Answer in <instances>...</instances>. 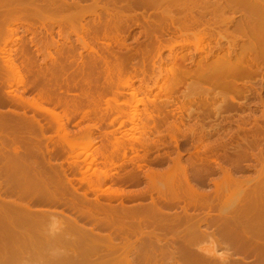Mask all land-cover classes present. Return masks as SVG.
Wrapping results in <instances>:
<instances>
[{
	"label": "bare ground",
	"instance_id": "obj_1",
	"mask_svg": "<svg viewBox=\"0 0 264 264\" xmlns=\"http://www.w3.org/2000/svg\"><path fill=\"white\" fill-rule=\"evenodd\" d=\"M88 1H93L94 6H93V4H91V5L93 6L94 11L91 10V8H92L91 5H89L90 8L87 9L88 5H86V3ZM110 1H111V3L116 2L115 0L114 1L110 0ZM120 1H124V0H120ZM100 2H101V0H0V112H19V113L22 112L23 113L22 115H24V114L27 115V112H49L53 117L52 121L55 120L57 122V124L59 125L58 131H60V130L66 131L65 129H66L67 124H65V122H64L65 119L63 120V118H62L63 116L61 117V115H59L58 113H55L56 111L53 108L59 110L58 112H60V111L61 112H77V113L78 112H84L83 113L84 115H88L87 112H91V106L88 105L89 107L87 108L85 106L86 103H84V102L86 100H88L89 104H90V102H92L93 103V104H91L92 106L93 105H94V107L97 106V103L95 102L96 97H95V99H92V97L96 96V94L94 96H92V94H90V93H92V90H89V89H94L96 87L97 82L91 81L90 77L87 78L84 74L83 75H84V77H86V79L84 78L83 82H77V81L76 82H73V81L69 82V80L67 81V77H65L66 72L68 73V70L65 68L63 70V68L57 67V64H59L57 62L61 61L63 59L62 53L60 54L62 59L58 60L56 57L57 55L53 53L54 51L52 52L53 49H57V50L61 49V51L63 50L62 45H60V43H59V40L57 38L54 39V34L56 32L55 28H57V27H55V25L47 26V25H45L44 22L47 21L50 23H52V22L54 23L56 20L54 21V19H52L53 21H51V19H49L48 17L49 16L52 17L54 15H61L60 19L57 20V23H56L57 26L59 27V29L57 28L59 30V31H57L59 39L62 36L64 37L63 33H65L66 30L72 29L71 32L73 34H75V36L77 37L78 44L80 43L83 46V48H85L87 50L88 48H90V44L92 43V41H94V43L95 42L100 43V41H102L103 35H101L102 32H99L100 35L99 34L98 35L92 34L94 31L92 29L97 28L96 23H95L96 26H94L96 28H94V27L90 28L88 25V21H87L88 26L86 24H84V23H86L85 22L86 20H84L86 13L90 12L92 14H94V13L97 14L96 10L102 8V9H105L106 12L111 14V8H109L110 6H101V5H99ZM124 2H126V1H124ZM139 6H142V8H146L149 10H151V9L154 10V12L156 13V14L155 13L152 14V15H154V18L151 19V17L149 16L147 18H144L145 19L144 23L139 24L138 23L139 21L136 19V18H138L137 14L132 13L133 14L132 16H134V15H135V17L137 16L136 18L135 17L132 18L133 21L131 20L130 17L129 18L126 17L127 19H125L126 14L124 11L121 10L123 8V6H121L120 9H118V8L114 9L115 14L113 16L116 18L115 21H117V24L115 25V23H114V26H112V28H108L110 30V32L115 30V32L117 31L120 33V31H122L120 29L121 28L123 29V25L124 26L126 25L125 22H126V20L128 21V19H130L132 22H136V25L137 26L139 25L140 27H142L143 32H145L144 35L146 34L145 35L146 37H144V38H147V41H148L147 44L150 42L149 45L150 46L153 45L150 47L153 50L152 51L153 54L155 52V49H153V48L156 47V49H157L156 53L154 55L151 56L152 52L150 54L151 57L148 55L149 56L148 58H150V59H148V61H150V62L152 61L151 64L153 63V65H154V61L156 59H160V60L164 61L163 59H161L162 50L169 52L168 58L172 61V62H170V64H178V62H180L182 64H186V62H188L190 59L192 60L193 59L192 55L188 54L187 52H186L187 54L182 55V53H181V55H180L179 50L178 51L176 50L177 44H179V42L181 41V40L179 41V39L187 38L189 35L194 34V38L196 37L195 44L196 43H205V41H209L208 43H210V44L207 45V46H209V48H206V46H203L206 48L205 49V48L199 47V45H198L199 48L198 49L196 48V50H197L196 53L199 54L200 60H201L200 61L201 63L198 62V64L200 63V65H201L203 63L205 65L206 62H208L211 58H212V60L214 58L213 62L209 61L208 64H206L207 66L208 65L212 66L211 65V63H212L214 65V67H212L213 69L211 68L213 71V75H212V71H210L211 72L210 76H212V77L209 76L210 78L208 77V78H206V80L204 79L206 82L209 79L208 82L210 84V85L208 84L209 88L208 89L206 88L207 90H209V92L205 93V98L208 97L210 91H213V90H217V89L222 90V91H220L222 93H223V91L226 93L228 92V94L232 95L231 96L232 97L231 102H229V101L224 102L225 105L223 108L229 109L230 111L232 109H234V110L237 109V107L240 104L237 102L236 98H234V97H236V96H239V97L240 96H244V97L247 96L248 97L247 94H249L251 92V90L254 88L253 86H247L245 84L242 87H240V83L237 80V77L239 75H237V74L242 75L245 72H246L245 74H247V75L251 74L252 76L256 75L258 73H260L261 75H262V73L264 74V2L263 1H258V0H213V1H210V0H129L126 8L133 9V8H135V7L137 8ZM230 9H232L231 11H233V12L235 10H238V9H243L244 11H245V9H247V11H249V12H247V13H249V16H248V14H245L246 17L248 16L247 18L242 16V18H239V19H237L236 17H227L226 13H228V10H230ZM127 14H128V11H127ZM103 15L105 16V14H103ZM197 15H199V17H197ZM76 16H77V18H76ZM94 17H95V15H94ZM106 17H107V15H106ZM95 18H97V17H95ZM100 18H102V16ZM113 18L111 19L109 17V19L114 21ZM29 20H36L37 23L33 24ZM77 20H79V21L77 22ZM83 21H84V23H83ZM41 22L43 24H41ZM101 23H102V21L100 22V24ZM105 23H108V22H105ZM131 23H128V24H131ZM91 24H93V23H91ZM99 27H101V26H99ZM230 27L234 28V31H236V32L245 33L244 35H246V37H243V39L246 38L247 41H246V44L243 45V47L239 48L240 46L238 47V45H237V41H238L237 38H239L238 35H236L237 38H233V39H237V41L233 40V39H232L233 41L230 40L231 39L230 37H232V33L228 32ZM223 28H225V29H223ZM101 29H105V28L101 27ZM91 30H92V32H91ZM98 30L99 29L97 28L94 32L98 33V32H96ZM42 31H45L51 37V40H48V39L45 40L42 37H40L39 32L42 33ZM25 32H27V34L29 33V34L33 35L30 42L25 37V35H24ZM66 32H68V31H66ZM71 32H70V34H72ZM85 32H87L89 34L84 36ZM90 32L93 35V38L90 36ZM106 32H108L107 29H106ZM106 32L105 33L103 32L104 36L107 35ZM115 32L113 34H115ZM157 32H158V35L156 34ZM87 36L91 37L89 40H91V39H94V40H91V43H90V41H87L88 39L86 40ZM120 36H118V37H120ZM153 36H156V37H153ZM65 37H66V35H65ZM112 37L114 38L116 36L112 35ZM69 38H67L66 40L68 41ZM153 38H155V39H153ZM64 40H65V38H64ZM222 41L229 42L227 49L224 48ZM71 42L73 43V41H71ZM106 42H107V40H106ZM213 42H214V46H212ZM54 43H56L57 45H55ZM94 43H93V45H94ZM184 43L187 44L186 42H184ZM185 44H183V42H180L179 45L183 46ZM68 45L70 47V45H72V44L69 43ZM106 45H104V46H106ZM149 45H147V46L149 47ZM32 46H35V48H36L35 52L31 50ZM75 46L76 45H74V48H75ZM91 47H92V44H91ZM92 48H90V49H92ZM66 49L68 50V46ZM76 49L77 48H75V50ZM70 51L68 50V54ZM76 51H75V53H76ZM70 54H71V52H70ZM72 54H73V50H72ZM72 54L69 56L72 57ZM39 56L44 57L43 63H41V64H37V62H38L37 59ZM69 56H68V58H69ZM50 58H51V60L53 59L52 60V62H54L53 64L56 63V65H54V67H52V68L47 67L48 64L46 61H47V59L50 60ZM73 58H75V57H73ZM118 58H119L118 60L116 59L117 63L115 62L116 65H114V68L108 69V74L110 75V80H108L107 86L110 89H111V87L115 88V86L118 83L120 84L121 82H119V81H123L120 79H124L125 77L128 78V76L124 75L125 74L124 72L127 71V67H126L127 65H125V64H127L129 57H128V60H126V62H124V61L127 58H123L124 60H122V61H120L122 57H118ZM142 58H144V57L142 56ZM59 59H60V57H59ZM63 60L61 61L62 62L61 65H62V67H65V66H63V64H65V62L63 63ZM75 61L72 60L71 61L72 64ZM143 61H145V60H143ZM196 61H198V60H196ZM190 62H192V61H190ZM195 62H193V63H195ZM75 63H77V61ZM80 63H82V62H80ZM143 63H145V62H143ZM164 63H166L165 65H168L167 62L164 61ZM72 64H71V66H72ZM84 64L85 63L83 62L82 65L84 66ZM182 64H181V67H182ZM200 65H199L200 69L201 68L206 69L205 68L206 65L205 66L203 65V67H201L202 65L201 66ZM59 66H60V64H59ZM78 66H80V65H78ZM179 66H180V64H179ZM210 66H208V68ZM109 67H111V66H109ZM174 67L170 66V68H174ZM66 68H68V67H66ZM170 68L168 67V69H170ZM81 69H83V68H81ZM112 69L114 71H113V73L112 72L110 73V71ZM65 70H67V71H65ZM70 70L71 69H69V71ZM91 71L92 70H89L88 73ZM133 71L130 74H132ZM204 72H206V71H204ZM81 73H84V69L81 70ZM81 73L79 72V74H81ZM10 74L19 75V80H17L16 82L8 81L6 79V76L8 77ZM76 75H78V74H76ZM113 75L116 76V78H118V77L120 78L119 75H121V76L124 75L125 77H123V78L121 77L120 79L118 78L119 81H118V83H116L117 80L115 77L114 78L116 81L114 79L113 80L115 82L111 81ZM133 75H135V73L132 74V76L131 75L130 76L133 78ZM235 75H237V77ZM231 77H233V78L230 79ZM234 77H236V78H234ZM177 78L179 79V76ZM165 80H164V82H165ZM123 82H125V81H123ZM131 82H132V80H131ZM115 83H116V85H115ZM145 83H147V82H145ZM128 84L127 83L124 84V85H126V86H124L125 90H126V87L128 88L127 90H130V88L133 86L132 84H129V85ZM179 84L181 85V82L179 80L173 81V83H171V85H168L169 89L167 88L168 90L167 89L166 90L167 91H174L175 88H177V86ZM15 85L17 86V88H15ZM86 86L88 87L89 91H86L87 90ZM113 88H112V90H113ZM117 88H115V92L121 91L123 89L122 88L121 90L116 91ZM120 88H121V84H120ZM99 89H100V87H99ZM148 89H150V88H148ZM97 90L94 89V91H97ZM134 91H135V89H134ZM87 93H89V94H87ZM130 93H131V91H130ZM203 93H204V91H203ZM171 94H172V92H171ZM122 95H124V94H122ZM131 95L133 97L137 96V95L135 96V92L134 93L132 92ZM111 97H113V96L111 95ZM121 97H123V96H121ZM171 97H174V96H171ZM205 98H203L202 100H199V104L197 102H196V104H198L200 106L205 105V102H207L206 100H204ZM119 99L115 98L116 101ZM127 99L125 98V100H127ZM132 99H134V98H132ZM174 99H175V97H174ZM260 99H261V101H260L261 105L263 107L262 112H264V100L262 98H260ZM141 100L139 101L140 103H141ZM129 101H131V100H129ZM168 102H169V100H168ZM174 102L172 101V103H174ZM42 103H43V105L45 103H47V107L43 106ZM137 103L138 102H136V104ZM130 104H132V103H129L128 105H130ZM165 104L168 105V103H165ZM165 104H163V105H165ZM163 105H161V106H163ZM48 106H49V108H48ZM101 106H103V105L101 104ZM108 106H109V104H108ZM137 106L138 105L133 106V108L137 107ZM176 106H177V104H176ZM114 107L115 106H113L112 108H114ZM129 107H131V105ZM129 107H128V109H129ZM159 107H160V104H159ZM166 108H167V106H166ZM173 108H174V106H173ZM136 109H138V108H136ZM92 110H93V108H92ZM112 110H114V109H112ZM119 110H121V109L119 108ZM179 110H180V108H179ZM116 112H118V111H116ZM119 112H121V111H119ZM135 112L133 111V113H135ZM161 112H162V110H161ZM76 115L77 114H75V116ZM127 115L129 116V114H127ZM131 115H130V118H131ZM30 117L33 118V115H31ZM34 117L37 118L36 116H34ZM135 117H137V116H135ZM148 117L153 123L156 121L154 116L152 117L151 115H149ZM11 118L13 119V117H11ZM11 118H8V120H7L6 116H0V137H1L0 138V158H2L4 160V162H6L5 163L6 165H4V167L5 166L8 167L9 163H11L12 161H15L18 156L24 154V155H27L28 157H30L32 159L31 163H33V161L34 162L37 161V162H35L34 166L37 163L36 166L39 165V168H43V164H44L45 160L42 161L40 158L44 159V154L40 148L38 149V146H37V145H39V147H41V145H42V142L39 141L40 138L38 139L39 142L36 146H35V144L37 143L36 139H35L36 143L33 140L28 141V139H27V141H25L27 143H24L21 140L22 143L25 144L23 147L21 146L22 144L20 145L22 147V149L15 148V144H13V141L11 140L12 132H15V130L17 131V128L14 129V124L16 122L18 123V125L20 124L19 126H17V125L16 126L17 127L21 126L20 128H22L24 131V128H26L28 125L30 126L32 124L31 123L32 119L30 121V119L28 120L25 117H21V115L16 120H14V119L9 120ZM73 118H75V117L73 116ZM133 118H131L132 121L134 120ZM36 122H38V121H36ZM48 122H49V119H48ZM40 124L42 125V123L39 122L38 126ZM52 126H54V125H52ZM50 127H51V123H50ZM50 127H48V129ZM33 128H34V126H33ZM39 129H41L44 132V129H47V128H45L44 125H42ZM20 131H22V130H20ZM20 131L18 130V132H20ZM22 132H20V133H22ZM186 132L187 133L189 132L190 136L192 135V138L197 136L193 129H190L188 131L185 130V132L180 131L178 129V133H181L183 136ZM40 133H41V131H40ZM187 133L185 135H189ZM22 134H26V132H24ZM66 135H68V134L66 133ZM174 135H176V134H171L170 139L176 144V147H177L178 146L177 145L178 138L176 139L175 138L176 136H174ZM25 137L26 136L24 135V139L26 140ZM65 138L70 139L71 137L65 136ZM184 138H185V136H184ZM15 141H14V143H16ZM66 141H68V140H66ZM71 141H69L67 143L69 146L72 147V144L74 142L69 144ZM245 142H248V141L245 140ZM18 143H20V142H18ZM137 144H139V143H137ZM142 145H143V143H142ZM87 146H89V145H87ZM87 146L81 147L80 152L76 155V157L80 158V155L81 156H82V154H83V156L86 155V158L84 159V163L86 164L85 167L88 166L89 169L94 167V166H100L101 163L104 164V166H106L105 164L108 163L107 159H108L109 155L115 156L116 153L121 154V152H123V150L124 151L126 150V147H124L123 144L117 145L118 147L116 148L115 151H114V149L109 150L110 146L105 145L102 147V150H101V158L100 157L99 158H88L87 153L89 151L91 152V149H89V147L91 145L89 147H87ZM130 146H131V144H130ZM130 146H129V148H130ZM133 146H131V147L133 148ZM177 148H179V146ZM196 148H197V150H199V152L198 151L197 152L200 153V157L202 155H204L206 157V159H204L202 157V159H204V160H202V159L200 160V162L202 161V164L201 165L199 164L200 166H198L197 162L194 163V161H197V160H194V159H196V155H197V154L195 155V153L191 154L192 155L190 158L191 162L188 163V165L187 164L184 165L182 163V157L184 154H182L181 151H179L180 149H178L176 156H175L176 158H174V159L172 158L173 159V160H171L172 165L170 164L168 169L165 170V168H163L164 170L163 169L160 170L158 168L157 169H155V168L151 169L150 168L148 170V173L144 175V178L147 180V186L139 193L138 197L136 198V201H138V204H135L133 206L127 205L123 200H121L122 202L118 203L117 205H113L111 203H106L103 205H95L94 204L95 202L93 200H96L97 202L99 201V197H98L97 193H95L94 199L90 198V196L85 192L82 193V195L84 197L83 199H81V198L76 199V197H78L77 195L75 197H74V194H71L70 196H68L63 190H61L63 192H61L59 190L56 191L55 198H53V200L62 201L65 204H67L69 206L70 212L73 214H77L80 217L78 219L79 220L82 219L83 221L88 223L89 227H88V225H86V226L83 225L84 224L83 223L82 225L80 224L82 226V228L81 227H80L81 229L78 228L79 227V221L77 219H74L76 215L73 216V215L68 213L69 215L66 216L68 218H67V221L65 222L67 228H64V226H63V228H61L62 230L58 229L59 232H57L58 231L57 230L55 233H52L51 235H49V233L47 231H45L44 232L45 242L42 243V242H38V241L35 242L33 240L39 234V232L41 230V228H40L41 223H42L40 221H38V223H37V220H35L34 222H36V223L34 225L31 224L32 227L28 228V230H26L27 233L29 235H31V237L29 238V240H31L29 242V246L31 247V249H30V251H28V254L34 255V253L39 252L40 254L45 255L46 254L45 250H42V249H45V248L50 249L49 246L47 245V241L52 242V243H55V242L58 243L59 240L62 239V237L64 236V232L66 230H70V232H73V234L71 233L72 237L74 236L73 238L71 237L72 243H77V241L79 239L83 240L86 243V246L83 243L82 245H84V246H81L82 248L78 249V251L81 250L80 252H82L83 254H81L80 252L77 253L78 255L79 254L83 255L84 258L82 257V259H78L79 258L78 256H77L78 258L74 257V256H73L74 258L71 257L72 253H74L76 251V250H74L73 252H71L72 249L75 248V246H73V248H71L72 246H70L71 251L65 250V249H67V246H68V244H67V246L65 245L66 246L65 248H62L65 250L63 255L58 256V257H48V256L41 255V256H43L41 258V259H43V261L45 259L47 264H100L101 262H102V264H106L108 262H109V264H138V262H136L137 258H135L134 255L139 253L140 254L139 256L143 257V260L141 259L143 261L142 262L143 264H168V263H164V261L162 262L161 259L160 260L157 259V257L159 254L164 257L163 254L166 253V250H165L166 248H165L164 243H166V242L168 243L169 242L168 240L170 238H173L174 236L170 237V238H168L169 236L162 238L161 234L165 235V231H172V230H175L179 226L186 225V227H188L187 228L188 230L186 229L185 231H183V232H186V233H183V235H182V238H184V243L182 244V246L180 245L182 247V251L177 252V254L179 255L182 252L183 254H186L189 256L191 255L192 257H194V264H244V263L248 262L249 258L252 259V264H264V191L261 188V182H258V181H260V179L257 182H253V180H251V179H250L251 181H248L249 179L245 180V179H241V178L237 177L236 174H234L230 170V168L228 169L226 164H224V166H223V164H221V161L218 162L217 158H213L214 154H212V155L210 154L211 156L208 154L209 151L213 152L212 151L213 147L211 148V147L206 146L205 148H202V149L199 148L198 149V145H197ZM210 148L212 150H210ZM110 149H111V147H110ZM38 150L41 152H38ZM202 150H203V152H202ZM200 151L202 152V154ZM208 156H210L212 158H210ZM76 157H74V158H76ZM200 157H198V158H200ZM34 159H37V160H34ZM101 159H103V161H100ZM76 160H78V159H76ZM4 162H1V163H4ZM212 163L215 164V166H213ZM231 163L234 164L235 162H231ZM190 167L196 168V170H195L196 175L194 177L190 176V171H189ZM214 167L217 168L218 170H220L223 173V176H222V178L220 176V178L218 180L215 179L214 182H212V180L208 179L209 182L212 183L214 186L213 189H211V188L208 189L207 186H209L210 184L208 185L209 182H208V180H206L205 176L206 175H212L214 173V169H215ZM44 169H46V172L42 169L44 171V173H48L47 170L48 171L54 170V167L51 163H48L44 166ZM101 173H102V179L105 182H107L106 180L109 181L110 177H109V174L107 175V171H106V173H104V171L102 170ZM88 176L89 175H87V177H84V179H83V182L85 183V185L96 187L101 179H95L93 177H88ZM49 177L45 181H48L50 183L51 182L52 183L53 182H56V183L59 182L57 177H53V176L51 178H49ZM120 179H122V178H120ZM98 180H99V182H98ZM103 180H101V181H103ZM123 181H126V182L128 181L130 183H132V182L137 183L140 180H139L138 176H136L135 174H132L128 177V179H126V180L123 179L121 182H123ZM0 184H2V183L0 182ZM103 184H105V183H103ZM0 188H1V185H0ZM4 188H6V185L4 186ZM230 188H231V191L233 192V195H236V197H233V198H236L235 200L233 198H231V196H233L232 194L229 197ZM7 189H9V187ZM7 189H6V191H7ZM2 191L5 192L3 189H2ZM132 193H134V192H132ZM5 194L6 193H4L3 196H5ZM135 194H137V193L135 192ZM154 194H156L155 197H154ZM7 195H8V193L6 194V196ZM148 195L150 196L151 201L149 203L143 202L144 200H146ZM116 196L117 195H115L114 197H116ZM0 198H2V197H0ZM230 199H231V201H230ZM3 200H7V199H3ZM45 200H47V199H45ZM5 202L9 203L8 201H5ZM6 203L3 204V206H2L3 208L12 209L14 212L16 211V207L14 205L10 206ZM178 207H180L181 212H177L178 214H175V216H174V214H173V216H172V214H170L171 215L170 216V215H167L165 213V210L168 208L170 209V208H178ZM5 213L6 212L4 210L2 212L0 209V217H2V218L8 217V215ZM101 215H103V216H101ZM34 217H37V216H34ZM15 218L16 217L8 218L5 225L0 226V229H3V231L5 230V232L6 231L10 232L12 235H15L14 237H17L19 235L18 228H21L19 225L21 224L22 221H19ZM39 224H40V226H39ZM90 225H92V226H90ZM93 226H94V228H93ZM29 227H30V225H29ZM96 228L105 229V230L110 231L111 233L110 234L105 233V235L106 234L107 235L109 234V235L108 236L106 235V237H102V235L103 236H105V235L103 233L101 234V232H100L101 239L99 238L98 235H97L98 236V239H97V238H94V236H95L94 233L97 232V230H95ZM183 228L180 230H183ZM44 230H46V229H44ZM27 233H26V235H27ZM167 233H166V235H167ZM26 235H24V236H26ZM177 235H178V232H177ZM24 236L21 232V236H20L21 242L19 241V242L15 243L16 248L14 249V252H15V250L17 251L18 247H22L23 245H28L27 244L28 238H27V240H25L26 242L22 241V239L24 240V238H22ZM97 236H95V237H97ZM71 238L68 240V242L71 241ZM178 238H180L182 240L181 237L178 236ZM81 243H82V241H81ZM77 244H80V243L78 242ZM69 245H70V243H69ZM72 245H74V244H72ZM102 245H103V247L105 246L108 248V251L107 250H105V251L102 250V251L105 252V254L107 252V254H109L111 257H113V255H115V254H118V252L120 254L124 252L123 255L125 254V257H127V255L131 256V254H129V252H132L134 258H132V256H131V258H126V261L124 263H120V262L115 263L116 261H118L117 259L115 260L114 258H111L109 261L108 258H104V259H102L103 260L102 261L99 257V259L101 261L98 260L95 262L93 259H98V258L92 257V259H91V257H89L88 255L89 254L91 255V253L93 251H95L94 253H96V251H99L100 248L102 249ZM129 247H130L131 251L128 252L127 250ZM59 248H61V246ZM218 248H224V251L221 252V251H219ZM76 252H75V254H76ZM167 252H170V251H167ZM102 253H99V254H102ZM182 253H181V255H182ZM223 253H224V256L227 254L230 255L231 259L230 258L229 259H226V258L222 259V258L216 256V254H223ZM97 254H98V252H97ZM103 254H102V256H103ZM170 254H172V252H170ZM234 254H238L237 257L233 258L232 256ZM36 255H38V254H36ZM92 255H93V253H92ZM186 255H183V256H186ZM93 256H95V255H93ZM110 256H108V257H110ZM167 256H169V255H167ZM189 256H186V257H188V259H189ZM14 257H16V256L14 255ZM1 259L2 258L0 257V260ZM13 259H15V258H12V260ZM167 259L170 260L169 257H167ZM98 262H100V263H98ZM170 262H171V260H170ZM0 264H1V262H0Z\"/></svg>",
	"mask_w": 264,
	"mask_h": 264
},
{
	"label": "rangeland",
	"instance_id": "obj_2",
	"mask_svg": "<svg viewBox=\"0 0 264 264\" xmlns=\"http://www.w3.org/2000/svg\"><path fill=\"white\" fill-rule=\"evenodd\" d=\"M105 1L101 0V2H100L101 4L99 3V5L110 6L109 8H111V14L106 12L105 9L101 8V9L96 10L97 14H95V13L92 14L90 12H87L85 15V19H84V20H86L85 21L86 23H84V21H83V23L86 25H87V21H88V25L90 28L96 26V24H97V28L99 30L96 32H98V33L94 32L97 29L96 27H94L96 29H92V30H94L92 33L93 35H96V34L100 35L99 32H102L101 35L104 36L106 29L108 31V32H106V34H107L106 36H104V37L102 36V41H100V43L99 42L94 43V41H92V43H91V40H94V39L89 40L91 37L93 38V35L91 34V32H92V30H91V32H90L91 37L87 36V38L86 37L85 38H86V40L88 39L87 41H90V43L92 44L93 48L91 47V44H90V48H92V49L88 48L86 50L85 48H83V46L80 43L78 44L77 37L75 36V34H73L71 32L72 29L66 30L68 32L65 31V33H63L64 37L62 36L59 39V36L57 33V31H59L58 30L59 27L57 26L56 23H57V20L60 19L61 15H54L52 17L51 16L48 17L49 19H51V21H53L52 19H54V21L56 20L54 22L55 24L53 22L52 23L47 22V21L44 22L45 25H47V26L55 25V27L58 28V29L55 28L56 32L54 34V39L57 38L59 40V43H60V45H62L63 50L61 51V49L60 50L53 49L52 52L54 51L53 53L57 55L56 57L58 60L62 59L60 56L61 53H62L63 59L65 58L64 60L62 59L63 63L65 62V64H63V66H65V67H62V65H61L62 60L57 62L60 64L61 67L59 66V64H57V67L63 68V70H64V68L68 70V73L66 72V76H65V77H67V81L69 80V82L70 81L71 82L72 81L73 82H76V81L77 82H83L84 78L86 79V77L87 78L90 77L91 81L97 82L96 87L94 88L95 90L98 89L97 91H94V89H89V90H92V93H90V94H92V96H94L96 94V96L92 97V99H95V97H96L95 102L97 103V106L96 107H94V105L92 106L91 104H93V103L90 102V104H89L88 100H86L84 102V103H86V105L85 104L84 105L87 108L89 106H91V112H87L89 116L84 115L83 114L84 112H78V113L77 112H61V111L58 112L59 110L53 108L56 111L55 113H58L59 115H61V117L63 116L62 118H63V120L65 119L64 122H65V124H67L66 129H65L66 131H61V130L58 131L59 125L57 124V122L55 120L52 121L53 117L49 112H27L28 116L26 114H24L25 116L22 115L23 114L22 112H20V113L19 112H0V116H6L7 120H8V118H11V117H13V119L16 120L17 118H19L20 115H21V117H25L28 120L30 119V121L32 119L33 122L31 121V123L33 125L32 124L30 126L28 125L29 127L27 126L26 128H24V131L22 128H20L21 126L17 127L20 124L18 125V123L16 122L14 124V129L17 128V131L15 130V132H12L11 140L13 141V144H15V148H19V149H22V147L25 145L24 143H27V142H25V141H27V139H28V141L33 140V141H35V143L37 140V143L35 144V146L38 144L39 141H41L42 142L41 147H39V145H37V146H38V149L40 148L42 150V152L44 154V159H42L40 157L39 158L42 161L45 160L44 164H43V168H39V165L36 166L37 163L34 166L35 162H37V161H35V162L33 161V163H31L32 159L30 157H28L27 155L23 154V155L18 156L15 161H12L11 163H9L8 167L7 166L4 167V165H6L5 164L6 162H4V160L2 158H0V182L3 184V185L0 184L1 185V188H0V190H1L0 195L1 196L0 197H2V198H0L2 200V201L0 200L1 201L0 202L1 203L0 209L2 212L4 210L6 212L5 214L8 215V217H6V218L0 217V226L1 225L4 226L7 219L10 217H12V218L16 217L15 219L22 221L21 224L19 225L21 228H18L19 235L17 237H14L15 235H12L10 232H7V231L5 232V230L3 231V229H0L1 230L0 231V257L2 258L0 260L1 264H45V263L47 264L46 260L44 259V261H43V259H41V258L43 256L50 257L48 255L50 250L57 249L60 246H61L60 249L65 248L67 246V244H68V246H67V249H65V250L71 251L70 249L73 248V246H75V248L72 249L71 252H73L74 250L77 251V252L75 251L76 254H75V252L72 253L71 257H73V256L77 257L78 256L79 257V258L77 257L78 259H82L83 255H80V254L78 255L77 253H79L81 251V250L78 251V249H81L82 248L81 246H84L82 244L84 243L86 246V243L80 239H79L80 241L79 240L77 241V243L79 242L80 244L72 243V238L74 236L72 237L73 232H70V230H66L64 232V236L62 237V239L59 240L58 243L57 242L52 243V242L47 241V245L49 246L50 249H48V248L42 249V250H45V253L47 255L46 254L45 255L40 254L39 252L34 253V255L31 254L32 256L30 254H28V251H30V249H31V247L29 246V242L31 241V240H29V238L31 237V235H29L26 230H28V228H31L32 225H34L36 223V222H34L35 220H37V223H38V221H40L42 223H41V227H40L41 230H40L39 234L33 240L35 242L38 241V242H42V243L45 242V239H44L45 238L44 237L45 231H47L48 233L50 231H51V233H55L58 229L60 230L61 228H63V226H64V228H67L65 222L67 221V218H68L66 216L69 214H71L73 216L76 215L75 218L73 216L72 217L79 221V227L78 228H80V227L82 228L81 225L83 223H84L83 225H85V226L88 225V227H89L88 223H86L82 219H80V220L78 219L80 217L77 214H73L70 212L69 206L67 204H65L62 201L53 200V198H55L56 191L63 190L68 196H70L71 194H74V197H75L77 195L78 197H76V199L77 198L83 199L84 198L82 195L83 192L87 193L90 196V198L94 199L95 198L94 195H95V193H97L98 197H99V201L97 202L96 200H93L95 202L94 203L95 205H103L106 203H111L113 205H117L118 203L122 202L121 200H123L127 205L133 206L135 204H138V201H136V198L138 197L139 193L147 186V180L144 178V175L148 173V170L150 168L151 169L152 168L153 169L158 168L160 170L163 168H165V170L168 169L169 165L170 164L172 165L171 160L176 158L175 156H176L178 149H180L179 151H181V153L184 154L182 157V163L184 165H186V164L188 165V163L191 162L190 161L191 160L190 158L192 156L191 154L195 153V155L196 154L197 155H196V159H194V160H197V161H194V163L197 162L198 166H200L202 164V161L200 162V160L202 159V157L204 159H206V157L204 155H202L200 157V153H198L199 150H197V148H196L197 145H198V149L199 148H201V149L205 148L206 146L211 147V148L213 147V150L210 148V150H212L213 152L209 151L210 152V153L208 152L209 155L214 154L213 158H217L218 162L221 161V164H223V166H224V164H226L228 169L230 168V170L234 174H236L237 177H239L241 179H245V180L249 179L248 181L253 180V182H257L260 179V181H258V182H261V188L264 191V112H262L263 107H262L261 102H260L261 101L260 98H262L264 100V74L262 73V75H261L260 73H258V74L253 75V76L251 74H250L251 76L248 74L249 75L248 76L247 74H245L246 72L245 73L243 72L244 74L241 73L242 75L237 74V75H239L238 77H237V75H235L237 77L238 82L240 83V87H242L245 84L247 86H253L254 88L251 90V92L249 94H247L248 97L247 96L246 97H244V96L234 97L233 96L234 98H236L237 102L240 104L237 107V109H235V110L232 109L230 111L229 109L223 108L225 105L224 102H226V101L231 102V98H232L231 96L232 95L228 94V92L226 93L223 91V93H222V92H220L222 90H218V89H217L218 91L213 90V91H210L209 96L205 98V93L209 92V90H207V89L209 88V85H210L208 82L209 79L207 80V82L205 80H206V78H208L210 76V73H211L210 71H212V69H213L212 67H214V65L212 63H211L212 66L208 65V66H210L209 68L206 64H208L209 61L213 62L214 58H213V60L211 58L208 62H206V64H205L206 69L201 68L202 69L201 70L199 68L201 60H200L199 54L196 53L197 52L196 48L197 49L199 47L205 48L203 46H206V48H209V46H207L210 44V43H208L209 41H205V43H196L195 44L196 37L194 38V34L189 35L187 38L179 39V41L181 40L180 42H183V44H185L184 42H186L187 44L183 45L184 46L183 47V46L179 45L180 44V42H179V44H177L176 50L177 51L179 50L180 55H181V53H182V55L187 54V53L192 55L193 59L192 60L190 59L188 62H186V64H182L180 62H178V64H170V62H172V61L168 58L169 52L162 50L161 59H163L165 62H167V64L169 66L165 65L166 63H164V61H162L160 59H156L154 61V65H155L154 66L153 63L151 64L152 61L151 62L148 61V59H150L148 57L150 56L151 52L153 51L152 48H150V47L153 45L150 46L149 45L150 42L147 44V42H148L147 38H144V37H146L145 36L146 34L144 35L145 32H143L142 27H140L139 25L137 26L136 22H132L133 21L132 18L135 17V15L132 16L133 14H137L138 18H136L137 16L135 18L139 21L138 22L139 24L144 23V20H145L144 18H147L149 16L151 17V19H153L154 15H152V14L155 13L154 10L151 9L152 10L151 11L149 9L142 8V6H139L137 8L135 7L133 9L126 8L129 0H124L126 2L120 1V0H115L116 1L115 3L113 2L114 0L112 1L113 3H111L110 0H105ZM210 1H213V0H210ZM258 1L264 2V0H258ZM91 4H93V1H88L86 3V5H88L87 9L90 8L89 5H91ZM120 5L123 6V8L121 10L124 11L126 14L125 19L130 17L132 21L130 19H128V21L130 20L129 22L126 20L125 23L127 26L123 25V29L122 28L120 29V30H122V31H120V33L117 31H116L117 32L116 33L115 30H113V29H112L113 31L110 32V30L108 28H112V26H114V23H115V25L117 24V21H115L116 18L113 16L115 14L114 9L115 8L120 9L121 8ZM93 6H94V4H93ZM93 6L91 5V7H92L91 10L94 11ZM126 10L128 11V14H127ZM231 10L232 9L228 10V13H226L227 17H236L237 19H239V18H242V16L245 18H247L249 16V13H247L249 11H247V9H245V11L243 9H238L239 11L235 10L236 12L235 11L233 12ZM103 14H105V16ZM245 14H248V16L246 17ZM94 15L97 18H95ZM106 15H107V17H106ZM101 16H102V18H100ZM109 17L111 19L114 17L113 19L115 22L112 21L111 19H109ZM197 17H199V15H197ZM76 18H77V16H76ZM29 21L32 22L33 24L37 23L36 20H29ZM78 21L79 20H77V22ZM99 21L100 22L102 21V23L103 22L104 23L100 24ZM105 22H108V23H105ZM91 23H93V24H91ZM128 23H131V24H128ZM41 24H43V23L41 22ZM99 26H101L102 28H105V29H101V27H99ZM223 29H225V28H223ZM70 32L73 35L70 34ZM114 32H115V34H113ZM228 32L232 33V37H230L231 41H233V40L237 41V39H238L237 45H238V47L240 46L239 48L243 47V45L246 44V41H247L246 38L243 39V37H246V35H244L245 33L236 32V31H234V28H232V27L229 28ZM86 33L87 32H85L84 36L89 34V33H87V34ZM39 34H40L39 36L42 37L43 39L51 40V37L45 31H42V33L39 32ZM156 34L158 35V32ZM24 35L28 39V41L30 42L33 35L29 34V33L27 34V32H25ZM65 35L67 38L70 37L68 41L66 40L67 38L65 37ZM112 35L113 36L115 35L116 37L113 38ZM236 35H238L239 38H237ZM108 36L109 37L111 36V37L109 38ZM118 36H120V37H118ZM153 37H156V36H153ZM64 38H65V40H64ZM233 38H237V39H233ZM153 39H155V38H153ZM106 40H107V42H106ZM71 41H73V43ZM69 43L72 45L73 44L76 45L75 48H77L76 49L77 51L75 50L74 45L73 46L70 45V47H69V45H68ZM93 43H94V45H93ZM228 43L229 42H227V41H222L224 48L227 49ZM54 44L57 45L56 43H54ZM146 44L149 45V47ZM104 45H106V46H104ZM198 45H199V47H198ZM67 46H68V50L69 51L71 50L70 51L71 54H72V50H73L72 57L69 56V55H71L70 52L68 54V50L66 49ZM212 46H214V42H213ZM35 49H36L35 46L31 47V50L34 52H35ZM153 49H155V52H154V54H155L157 49H156V47H154ZM75 51H76V53H75ZM154 54L152 52L151 56ZM68 56H69V58H68ZM142 56L144 58H142ZM59 57H60V59H59ZM73 57H75V58H73ZM118 57H122L120 61L124 60L123 58H127V59H125L124 62H126V60H128V57H129V60H128L129 62L127 61V64H125V65H127L126 66L127 71L124 72L125 74L123 73L125 76H128V78H126L124 75H122V76L119 75L120 78L125 77L124 79H120L118 77L120 80L125 81V82H123V81H119V79L113 75L111 81L115 82L117 80L116 83H118V81L121 82L120 83L121 88H120L119 83L117 85L115 83V85H116L115 88L118 87L116 89V91L121 90L123 88L121 91L115 92V88L111 87V89H110L107 86L108 80H110V75L108 74V69L114 68V65H116L115 62L119 59ZM43 58H44L43 56H39L37 59V61H38L37 64L43 63ZM50 60H51V58H50ZM50 60L47 59L46 62L48 65L47 64L46 65H47V67L52 68V67H54V65H56V63L53 64L54 63V62H52L53 59L51 61ZM72 60H74V61L76 60L77 63H75L76 62L75 61L72 64V62H71ZM143 60H145V61H143ZM196 60H198V61H196ZM190 61H192V62H190ZM80 62H82V63H80ZM83 62L85 63L84 66L82 65ZM143 62H145V63H143ZM193 62H195V63H193ZM198 62H200V63L198 64ZM71 64H72V66H71ZM179 64H180V66H179ZM181 64H182V67H181ZM78 65H80L81 67ZM108 65L111 67H109ZM201 65L200 66L203 67L204 64L202 63ZM170 66L171 67L175 66V67L170 68ZM66 67H68V68H66ZM168 67L170 69H168ZM81 68L84 69V73H81V70H83ZM69 69H71V70L69 71ZM67 70H65V71H67ZM89 70H92V71L88 73ZM113 71L114 70L112 69L110 71V73L111 72L113 73ZM132 71H133L132 74L135 73V75H133V78L131 77L132 74H130ZM204 71H206V72H204ZM79 72L81 74H79ZM76 74H78V75H76ZM83 74L86 77H84ZM212 75H213V71H212ZM176 76L177 77L179 76V79ZM114 77L116 78V80ZM210 77H212V76H210ZM236 77H234V78H236ZM232 78L233 77H231L230 79H232ZM6 79L8 81L16 82L17 80H19V75L10 74L8 77L6 76ZM131 80H132V82H131ZM164 80H165V82H164ZM177 80H179L181 82V85L179 84L177 86L178 89L175 88L174 91H167L169 89L168 85H171V83H173V81H177ZM145 82H147V83H145ZM125 83H127V84L133 83L132 84L133 86L130 88V90H127L128 89L127 87L125 90V87H124V86H126V85H124ZM99 87H100V89H99ZM15 88H17L16 85H15ZM112 88H113V90H112ZM148 88H150V89H148ZM86 89H87L86 91H89L88 87ZM134 89H135V91H134ZM130 91H131V93L135 92V96L136 95L137 96L133 97L132 96L133 94L131 95ZM203 91H204V93H203ZM171 92L173 95L171 94ZM121 93L124 95H122ZM87 94H89V93H87ZM111 95L113 97H111ZM121 96H123V97H121ZM171 96H174L175 99L177 98L176 99L177 101L174 99V97H171ZM114 97L117 99L120 98L119 100H117L118 102L115 100ZM125 98L126 99L128 98V99L125 100ZM132 98H134V99H132ZM203 98H205L204 100L207 101V102H205V105H201V106L198 105L199 100H202ZM129 100H131V101H129ZM140 100H141V103L139 102ZM168 100H169V102H168ZM172 101L173 102L175 101V102L172 103ZM136 102H138V103L136 104ZM196 102L198 104H196ZM127 103L128 104L132 103V104H130L131 107H129L130 105H128ZM158 103L160 104V107H159ZM165 103H168V105H166ZM101 104L103 106H101ZM108 104H109V106H108ZM163 104H165V105H163ZM176 104H177V106H176ZM42 105H43V103H42ZM136 105H138V106L133 108V106H136ZM161 105H163V106H161ZM172 105L174 106V108ZM43 106L47 107V103H45ZM113 106H115L116 108L115 107L112 108ZM166 106H167V108H166ZM118 107L121 110H119ZM128 107H129V109H128ZM48 108H49V106H48ZM92 108L94 111L92 110ZM136 108H138V109H136ZM179 108H180V110H179ZM112 109H114V110H112ZM115 110L118 112H116ZM161 110H162V112H161ZM119 111H121V112H119ZM133 111L134 112L136 111V112L133 113ZM75 114H77L78 116L77 115L75 116ZM127 114H129V116ZM31 115H33L34 119L32 117H30ZM130 115H131V118L134 117L133 121L130 118ZM149 115H151L152 117L153 116L155 117L156 121L154 123L149 119V117H148ZM34 116H36L37 118H35ZM73 116L75 118H73ZM135 116H137V117H135ZM13 119L11 118L9 120H13ZM48 119H49V122H48ZM35 120L38 122H36ZM39 122H41L42 125H44V127L47 128V129H44V132L41 129H39L42 126L41 124L38 126ZM50 123H51L52 128L50 127ZM52 125H54V126H52ZM33 126H34V128H33ZM48 127H50V128L48 129ZM178 129L180 131H183V132H185V130L188 131L190 129H193L197 136L192 138V135L190 136V133L186 132L189 135H185L186 134L185 133L184 134L185 138H184V136L181 133H178ZM18 130L19 131L22 130L23 132L22 131H20V132H22V133L26 132V134H22V133L18 132ZM40 131H41V133H40ZM65 132L68 135H66ZM171 134H176L174 136H176L175 137L176 139L178 138L177 145L179 146V148H177L178 146L176 147V144L170 139ZM24 135L26 136L25 137L26 140L24 139ZM65 136L71 137L70 139L72 141L68 138L66 139ZM38 139H39V141H38ZM21 140L24 143H22ZM66 140H68V141H66ZM245 140L248 142H245ZM14 141L16 143H14ZM69 141H71L69 144L74 142L72 144V147L68 145L67 142H69ZM18 142H20V143H18ZM137 143H139V144H137ZM142 143H143V145H142ZM121 144H123V146L126 147V150L125 151L123 150V152H121V154L116 153L115 154L116 157L109 155V157L107 159L108 163L105 162L106 166H104V164L101 163L100 166H94V167L89 169L88 166L85 167L86 164L84 163V159L86 158V155L83 156V154H82V156L80 155V158L76 157V155L80 152V148L87 146V145H89V146L91 145L90 147L87 146V147H89V149H91V152L89 151L87 153L88 158H99V157L101 158V150H102L103 146H105V145L110 146L111 149L109 147V150L114 149V151H115L116 148L118 147L117 145H121ZM130 144H131V146L134 145L133 148L130 146ZM129 146H130V148H129ZM203 150H202V152H203ZM38 152H41V151L38 150ZM202 152H201V154H202ZM197 156L200 158H198ZM210 156H208V157H210ZM74 157H76V158H74ZM210 158H212V157H210ZM76 159H78V160H76ZM204 159H202V160H204ZM34 160H37V159H34ZM100 161H103V159H101ZM1 162H4V163H1ZM231 162H235V163L233 164ZM48 163H51L53 165L54 170H50V171L47 170L48 173H44V171L46 172V169H44V166ZM213 166H215V164H213ZM194 168L195 167H190V169H189L191 177H194L196 175L195 174L196 168L195 169ZM102 170L104 171V173H106V171H107V175L109 174V177H110L109 181L106 180L107 182H105L102 179V173H101ZM132 174H135L136 176H138L140 181H138L137 183L136 182L130 183L128 181L127 182L123 181L124 183L121 182L123 179L124 180L128 179V177ZM87 175H89L88 177H93L95 179H101L104 182L101 180L99 182V180H98V182H99L97 184L98 187L85 185V183L83 182V179H84V177H87ZM52 176L57 177L59 182L58 183H56V182L50 183L48 181H45L48 177L51 178ZM220 176L222 178L223 173L220 170H218L217 168H215L214 173L212 175H206L205 177H206V180L209 179V180H212V182H214V180L215 179L218 180L220 178ZM120 178H122V179H120ZM209 180H208V182H209ZM103 183H105V184H103ZM5 185H6V188H4ZM208 185H209V186H207L208 189L214 188L212 183L209 182ZM8 187H9V189H7ZM2 189L5 192H3ZM6 189L8 192L6 191ZM63 191H61V192H63ZM132 192H134V193H132ZM135 192L137 194H135ZM231 192L232 191L230 188L229 197L231 196V194L233 195V192L232 193ZM4 193H6V194L8 193V195L6 196V194H5V196H3ZM115 195H117V196L114 197ZM155 196H156V194H154V197ZM233 197H236V195L231 196V198H233ZM3 199H7V200H3ZM45 199H47V200H45ZM233 199L235 200L236 198H233ZM5 201H8L9 203H6ZM150 201H151L150 196L148 195L146 200H144L143 202L149 203ZM230 201H231V199H230ZM4 203H6L10 206L14 205L16 207V211L14 212L12 209L3 208L2 206ZM177 212H181L180 207L170 208V209L168 208L165 210V213L167 215L172 214V216H173V214H174V216H175V214H178ZM33 215L37 216V217H34ZM101 216H103V215H101ZM53 217H59V220L58 221L54 220ZM29 225H30V227H29ZM39 226H40V224H39ZM90 226H92V225H90ZM93 228H94V226H93ZM182 228H183V230H180ZM187 228L188 227H186V225L179 226L175 230H172L174 233L172 231H165V235L161 234L162 238H165L168 236H169L168 238L173 237V236L175 238L174 237L170 238L168 240L169 242L168 243L166 242L167 244L164 243L165 248H166L165 249L166 253L163 254L164 257L159 254L157 259H159V260L161 259L162 262L164 261V263H168V264H194V257H192L191 255L189 256V255L183 254L182 252H181L182 255H181V253L179 255L177 254V252L182 251L181 246L184 243V238H182V235H183V233H186L183 231H185ZM44 229H46V230H44ZM59 230L57 232H59ZM95 230H97V232H95L94 235L95 236L98 235L100 239H101L100 235L102 233L104 235H105V233H109V234L111 233L110 231L105 230V229H101V228H96ZM21 232H22L23 236L26 235V233H27L26 236L22 237V238H24V240L22 239V241H25L28 238V240H27L28 245H23L22 247H18L17 251L15 250V252H16L15 253L14 252V249L16 248L15 243L19 242V241L21 242V237H20ZM100 232H101V234H100ZM177 232H178V235H177ZM166 233H167V235H166ZM106 235L105 236L102 235V237H106ZM95 236H94V238L98 239V236L97 237H95ZM178 236L181 237L182 240L180 238H178ZM70 238H71V241L68 242V240ZM81 241H82V243H81ZM69 243H70V245H69ZM71 243L74 245H72ZM70 246H72V247L70 248ZM218 249L221 252L224 251V248H218ZM100 250L96 251V253H94L95 251L92 252L93 255H95V256H93L92 253H91V255L89 254L88 256L91 257V259H92V257L98 258V259H93L95 262L98 260L101 261L104 258H108L110 261L111 258H114L115 260L116 259L118 260L115 263H119V262L124 263L126 261V258H131V256H132V258H134V257L137 258L136 262H138V264L139 263L143 264L142 263L143 257L139 256L140 255L139 253L135 254L133 257V253L129 252V251H131L130 247L128 248L127 251L129 252V254H131V256L127 255V257H125V254L123 255L124 252L121 254L118 252V254L113 255V257H111L106 252V254L108 256H110V257H108L105 254V252H103L105 250L108 251V248L105 246L103 247V245H102V249L100 248ZM167 251L172 252V254H170V252H167ZM97 252H98V254H97ZM80 253L83 254L82 252H80ZM99 253H102L104 257L102 256V254H99ZM36 254H38V255H36ZM14 255L16 257H14ZM41 255H43V256H41ZM167 255H169V256H167ZM183 255L189 256V259H188V257L183 256ZM237 255L238 254H234L232 257L235 258V257H237ZM216 256L220 257L222 259H224V258H226V259L230 258L231 259L230 255L227 254L224 256V253L223 254H216ZM99 257L101 260L99 259ZM167 257H169L171 262H170V260L167 259ZM12 258H15V259L12 260ZM98 263H100V262H98ZM100 264H102V262ZM106 264H109V262ZM244 264H252V259L249 258L248 262H246Z\"/></svg>",
	"mask_w": 264,
	"mask_h": 264
},
{
	"label": "clouds",
	"instance_id": "obj_3",
	"mask_svg": "<svg viewBox=\"0 0 264 264\" xmlns=\"http://www.w3.org/2000/svg\"><path fill=\"white\" fill-rule=\"evenodd\" d=\"M54 220H59V217H53ZM51 231L49 232V235H51ZM64 249H60V248H57V249H52L49 251L48 255L50 257H58V256H61L64 254Z\"/></svg>",
	"mask_w": 264,
	"mask_h": 264
}]
</instances>
